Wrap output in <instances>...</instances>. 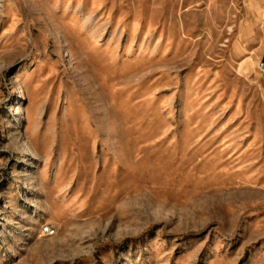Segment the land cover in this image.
<instances>
[{
	"label": "rangeland",
	"instance_id": "374dc122",
	"mask_svg": "<svg viewBox=\"0 0 264 264\" xmlns=\"http://www.w3.org/2000/svg\"><path fill=\"white\" fill-rule=\"evenodd\" d=\"M0 264H264V0H0Z\"/></svg>",
	"mask_w": 264,
	"mask_h": 264
},
{
	"label": "built area",
	"instance_id": "2783aa9c",
	"mask_svg": "<svg viewBox=\"0 0 264 264\" xmlns=\"http://www.w3.org/2000/svg\"><path fill=\"white\" fill-rule=\"evenodd\" d=\"M43 231L46 234H53L55 232V229L49 225L44 226Z\"/></svg>",
	"mask_w": 264,
	"mask_h": 264
}]
</instances>
